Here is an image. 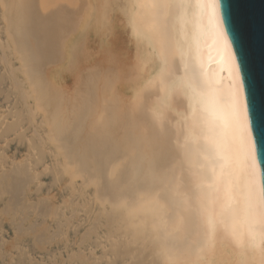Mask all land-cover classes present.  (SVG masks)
<instances>
[{
	"label": "bare ground",
	"instance_id": "obj_1",
	"mask_svg": "<svg viewBox=\"0 0 264 264\" xmlns=\"http://www.w3.org/2000/svg\"><path fill=\"white\" fill-rule=\"evenodd\" d=\"M211 2L0 0L1 74L18 95L5 108L16 117L8 129L30 130V145L46 148L69 185L96 188L93 200L110 225L112 249L130 264H264V217L258 209L250 211L239 193L238 202L230 201L220 180L222 171L225 177L231 173L245 191L254 190L258 204L260 168L248 112L238 121L217 118L227 113L226 102L237 89L247 105L232 46L225 48L220 35L225 32L217 6L214 14L204 6ZM22 21L29 26L22 27ZM81 28L80 58L71 59L67 72L60 65L69 56L68 29ZM94 54H100L97 64L101 70L106 66L104 71L91 67L96 62L82 65ZM64 72L72 83L66 89L75 92L65 101L57 94H65V82L59 91L54 87L56 98L51 95ZM193 77L210 83V95L220 101L217 114L210 98L198 106L187 86ZM106 88L111 89L107 96ZM225 146L227 156L221 159ZM21 163L20 175L15 172L24 177L22 189L13 188L20 180H13L15 172L8 182L13 186L0 181V192L13 191L19 200L29 163L12 162L8 169ZM8 170L0 171V179ZM17 198L10 206L20 203ZM58 232L43 229L32 239L51 243Z\"/></svg>",
	"mask_w": 264,
	"mask_h": 264
},
{
	"label": "rangeland",
	"instance_id": "obj_2",
	"mask_svg": "<svg viewBox=\"0 0 264 264\" xmlns=\"http://www.w3.org/2000/svg\"><path fill=\"white\" fill-rule=\"evenodd\" d=\"M28 9L30 11V9H33V8L30 7ZM22 20L24 21V18ZM23 21L21 22L22 27H25V26L27 27V25L29 26V23H27V25H23L25 23ZM67 24L68 25L71 24V27L73 28L72 22H68ZM67 24H66V27H68ZM66 27L65 29L63 28L64 29L63 33L65 34L67 33ZM69 29H68V31H70L69 33L73 34L70 40L67 41L66 51L69 53V56L68 58H64L60 65V67H62L64 70H66L67 68V72H69L68 66L71 67L73 65V61L71 59L76 60L75 62H77V59L80 58L78 53L76 52L79 48V43H81L82 48H83L82 43H84L83 38L85 37V28L76 29L74 32L73 30L71 31ZM1 36H2V33H1ZM37 48H40V47H37ZM37 48L34 49V51L35 50L39 51L37 50ZM41 50L44 51L43 48L40 49V52ZM90 50L93 52L95 51L93 47H91ZM37 55L39 54L37 53ZM109 56L110 55L108 53L107 60L105 63L107 62L109 63L110 60H112V55L110 57ZM100 57H101L100 54H94V55H91L89 58L82 60L81 63L82 65L91 64V62H94V63L96 62L97 64L99 63L98 61ZM0 63H2L1 60H0ZM110 63L108 64L109 66H110ZM97 65L98 66L95 65L91 67H95L94 70L99 69L97 71H100L101 69L98 68L100 67V65L99 64ZM109 66L107 68H110ZM105 68L106 66L104 67V69ZM87 69L91 71L90 67H87ZM104 69L101 71H104ZM1 73H3V68L0 65V166H1L0 171L3 169L5 170V173H7V170L10 169L9 166L12 164V162L15 164V162L17 161L18 163H20L26 160V163H29V165H28V169H24V170H27V171L29 170V173L31 175L29 173L28 174L31 177L32 176L33 177L32 179L29 178L30 181L28 182L29 175L28 176L25 175L27 176V178H25L27 179V181H26L25 186L24 187L22 186L24 191L21 190L24 192L23 194L25 195V197L23 194H21V197L22 198L24 197L22 199L19 195V198H21V200L17 198L18 196L13 197L14 195L13 191L11 193L9 192L10 195L13 194L11 196L8 193H6V191L8 190L6 191L2 190L0 192V208L1 207L3 208V205L4 206L6 205L5 202L7 200H8L7 201L8 206H5V207L9 208L10 206L9 203L15 204L17 200L16 201L13 200L14 198H17L19 200L18 202L20 203L21 201L23 202L21 203L22 205H20V207L18 205L20 203H18L15 207L11 205L10 208L8 209L9 212H7L6 210H5V213L2 212L4 211L5 207L1 209L2 211L0 210V254H2L0 255V260H1L0 264H74V263L75 264H130L129 260H122V258H119L118 256L119 254H117L112 249L113 244L111 243L112 242L111 237L109 236V233L107 232L110 225H107L105 223L107 222L106 218H104L100 214L99 208L97 207V204L93 200L94 194H95L94 190L96 191V188L94 187H84L83 188V186L80 187L78 185L77 186L69 185V183L66 180V177L64 179V177H62L59 174L60 166L55 164L54 162L55 160L51 156V154L48 153V151H45L46 148L42 147L43 145L41 143L39 146L30 145L31 144L29 142V137L31 133L30 130H22V129L19 130L18 129L19 131H16V130H12L11 128L8 129V127L12 124V122L15 121L16 117L13 111L11 110L9 111V109L5 110V108L7 104L13 102L15 97L17 98L18 95L16 91L10 90L11 85L9 83L11 81H9L6 78L5 74L2 75ZM63 75L64 77L63 78L60 77V79L56 80V82L54 83L55 85H52L51 87H53L52 89H54L55 87V89L59 91L58 90V88H60L59 86H61V84L65 82V90H64L65 94L61 95L63 91L61 90V92L57 93L55 89L54 90L56 92H53L54 90L52 91L49 90L50 91L49 94L53 92L54 95L53 93L51 95L54 98L57 97L56 96L57 94H59L61 97H66V98H62V100L65 101V99L69 97L70 95L69 93L72 92V90L66 89V84L70 85L72 83L68 80L70 76L68 73L64 72ZM59 80H61V82H59ZM109 88L104 89L102 94L107 96L109 94V91L111 90ZM49 94L47 98L52 100L53 98L51 99V97H49L50 96ZM73 94H75V92ZM83 99H87V98H83ZM83 101L85 100H82V102ZM83 104L86 106L89 104V102L86 101ZM90 104L88 105L89 108L91 107L93 108V106L95 105L94 103H93L94 104L93 106H91L92 104L91 105ZM12 107L13 106H11V108ZM41 127H42V132H44L45 124L41 125ZM39 137H41V135H39ZM41 149H44V150H41ZM20 165L21 167L17 166L19 169L14 167L15 168V170L13 168L14 171L8 170L9 175L5 174L8 177L3 175L5 177V180L0 179L1 183L2 184L5 183L3 181H6L8 183L9 180H11L13 177H14L13 180H15L18 170L21 172L20 169L22 168V163ZM13 166L11 165V167ZM23 168H24V165H23ZM3 170L1 171L2 173H3ZM16 170H17V173L15 172ZM11 171L13 173H11ZM14 172L16 173L15 175H14ZM32 172H35V173H32ZM12 175H14L12 178L9 177ZM19 175H18L19 178L23 176V175L22 176H19ZM18 177L16 178L18 179ZM23 178L22 180L20 178L18 183H16L17 181L12 180L13 183H15L14 186H13V183H8V184H11V186H13V188L15 187L16 188L15 190H17L18 189L17 186L19 187L20 185V188H21V184L24 185V183H22ZM1 183L0 185H2ZM16 192H18V190ZM71 198L72 200H70ZM11 207H14L13 208L14 215L12 213ZM53 208H59V210H54ZM44 210H46L47 213ZM94 215L96 216L94 217ZM98 215L99 217H97ZM58 220L62 222L63 226L62 225L58 226L56 224V221ZM17 221H21V223L19 222L20 224L18 225ZM92 222L95 223V226L93 225L94 227L92 226L93 224ZM88 226L91 228L90 230ZM43 229H48V230L59 229V232L57 235H55L51 243H45V244L40 243L39 244V242H36L37 244H35L34 241H37V240L32 239V236H35V235L37 236L39 232ZM84 230L86 232L85 234H83ZM23 231L24 233H22ZM92 231H94V233ZM82 234L83 236H81ZM11 245H13L14 247ZM39 248H41V250ZM79 250H81V254ZM90 250L92 251L90 252ZM69 253L71 256L69 255ZM106 256H107V259H106ZM151 264H155V263L152 261Z\"/></svg>",
	"mask_w": 264,
	"mask_h": 264
},
{
	"label": "water",
	"instance_id": "obj_3",
	"mask_svg": "<svg viewBox=\"0 0 264 264\" xmlns=\"http://www.w3.org/2000/svg\"><path fill=\"white\" fill-rule=\"evenodd\" d=\"M217 9L241 74L262 186L264 184V0H219Z\"/></svg>",
	"mask_w": 264,
	"mask_h": 264
},
{
	"label": "snow or ice",
	"instance_id": "obj_4",
	"mask_svg": "<svg viewBox=\"0 0 264 264\" xmlns=\"http://www.w3.org/2000/svg\"><path fill=\"white\" fill-rule=\"evenodd\" d=\"M218 3L219 0H212L210 4H206L204 6L212 8L214 14L215 8L218 5ZM152 7H156V5L153 4ZM220 35L223 39L225 48H227L229 45L227 35L223 32H221ZM187 86L190 87L193 90V92L196 94L198 106L203 105L205 101L210 98L213 114H217L220 111L219 109L220 101L215 96L210 95V83L208 81H198L195 77H193V79L187 82ZM226 104L228 109L227 113L223 115H217L218 119L222 118L226 122L229 120L238 121L241 118V116H246L247 108L241 102L239 89H237L236 93L233 94V96L226 102ZM193 116L195 118V113L193 114ZM223 152H224V156H221L220 157L221 159H225L227 156L228 149L226 146L223 148ZM220 180L225 182V190L226 193L228 194L230 201L238 202L236 194L239 193L244 197L250 211H255L258 209L260 215L264 217V184H262L261 186L260 200L257 204L255 201L254 190L251 187H248V189L245 191L243 188L239 186L238 182L231 173H229L228 176L225 177L222 171Z\"/></svg>",
	"mask_w": 264,
	"mask_h": 264
}]
</instances>
